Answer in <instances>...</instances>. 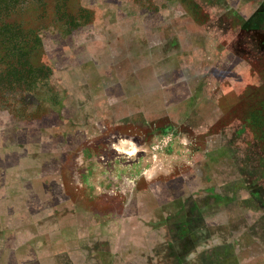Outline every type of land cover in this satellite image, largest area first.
Wrapping results in <instances>:
<instances>
[{
    "label": "rangeland",
    "instance_id": "obj_1",
    "mask_svg": "<svg viewBox=\"0 0 264 264\" xmlns=\"http://www.w3.org/2000/svg\"><path fill=\"white\" fill-rule=\"evenodd\" d=\"M0 264H264V0H0Z\"/></svg>",
    "mask_w": 264,
    "mask_h": 264
}]
</instances>
